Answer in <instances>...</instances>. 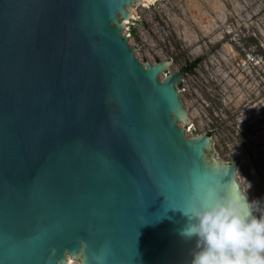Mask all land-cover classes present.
I'll list each match as a JSON object with an SVG mask.
<instances>
[{
  "label": "water",
  "instance_id": "1",
  "mask_svg": "<svg viewBox=\"0 0 264 264\" xmlns=\"http://www.w3.org/2000/svg\"><path fill=\"white\" fill-rule=\"evenodd\" d=\"M134 2L0 0V264H191L181 209L243 192L177 126L184 68L134 57Z\"/></svg>",
  "mask_w": 264,
  "mask_h": 264
},
{
  "label": "rangeland",
  "instance_id": "2",
  "mask_svg": "<svg viewBox=\"0 0 264 264\" xmlns=\"http://www.w3.org/2000/svg\"><path fill=\"white\" fill-rule=\"evenodd\" d=\"M132 9L135 18L122 33L141 64L168 61L166 72H175L199 60L177 87L186 111L177 126L186 138L210 132L206 158L236 164V181L242 191L251 185L246 195L250 203L258 202L259 218L264 213V0H155L146 6L134 2Z\"/></svg>",
  "mask_w": 264,
  "mask_h": 264
},
{
  "label": "clouds",
  "instance_id": "3",
  "mask_svg": "<svg viewBox=\"0 0 264 264\" xmlns=\"http://www.w3.org/2000/svg\"><path fill=\"white\" fill-rule=\"evenodd\" d=\"M209 188L199 203L181 209L188 223L180 231L196 238L191 264H264V213L249 202L246 191ZM175 209V208H174Z\"/></svg>",
  "mask_w": 264,
  "mask_h": 264
},
{
  "label": "bare ground",
  "instance_id": "4",
  "mask_svg": "<svg viewBox=\"0 0 264 264\" xmlns=\"http://www.w3.org/2000/svg\"><path fill=\"white\" fill-rule=\"evenodd\" d=\"M153 1H155V0H141V2L143 3V6H146V4L148 5V4H150V3H153ZM128 10V9H127ZM128 12H130V18L128 19V20H130V19H134L135 18V16L132 14V10H129ZM127 20V21H128ZM127 21H125V25H126V22ZM66 264H73V261L71 260V258L69 257V259H68V257H67V263Z\"/></svg>",
  "mask_w": 264,
  "mask_h": 264
},
{
  "label": "trees",
  "instance_id": "5",
  "mask_svg": "<svg viewBox=\"0 0 264 264\" xmlns=\"http://www.w3.org/2000/svg\"><path fill=\"white\" fill-rule=\"evenodd\" d=\"M199 60H195L193 63L189 64L188 66L184 67L185 72H190L192 71L193 68H195L196 64L198 63ZM208 135H211L210 132L207 133Z\"/></svg>",
  "mask_w": 264,
  "mask_h": 264
}]
</instances>
